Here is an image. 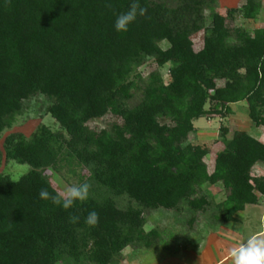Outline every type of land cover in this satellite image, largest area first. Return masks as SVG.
<instances>
[{"label": "trees", "instance_id": "1", "mask_svg": "<svg viewBox=\"0 0 264 264\" xmlns=\"http://www.w3.org/2000/svg\"><path fill=\"white\" fill-rule=\"evenodd\" d=\"M131 2L0 0V139L39 96L62 130L14 133L0 149V167L4 159L31 167L18 181L0 174V264H118L127 248L151 249L161 238L146 231L147 210L189 214L190 228L211 211L208 225L219 228L264 199V177L252 175L264 166V143L245 132L226 140L224 129L211 169L208 150L193 145L195 121L226 119L240 103L264 128V29L235 23L236 15L256 21L262 0L226 16L218 0H139L146 14L117 32ZM150 61L171 65L169 84L158 71L138 74ZM65 168L77 186H91L68 210L39 197L59 192L50 170ZM208 185L222 187V204ZM91 211L95 227L85 223Z\"/></svg>", "mask_w": 264, "mask_h": 264}, {"label": "rangeland", "instance_id": "2", "mask_svg": "<svg viewBox=\"0 0 264 264\" xmlns=\"http://www.w3.org/2000/svg\"><path fill=\"white\" fill-rule=\"evenodd\" d=\"M263 10L256 21L244 20L236 15V25L253 33L257 29H264V0ZM218 12L226 16L227 11L232 8L241 7L245 0H218ZM203 32L192 37L195 51L203 48ZM166 48L165 45H163ZM171 65L158 69L154 61L146 63L139 69L138 74L147 80L153 72H159L165 84L171 82ZM49 103L41 96L33 98L28 103L26 112L17 117L12 128L6 130L0 139V149L4 152V142L8 136L14 133H21L26 138H32L42 126L48 127L52 132H62L60 125L47 114ZM232 114L226 118L200 119L194 122L197 129V136L193 141L194 146H200L208 150L206 163L210 169L219 152L224 149V142L221 140V132L224 129L229 131L226 140H231L234 132H245L255 139L264 143V128L255 127L250 120L249 110L246 103L231 106ZM31 167L19 165L15 162L7 163L4 159L0 167V174L9 176L13 181H18L22 176L28 174ZM69 168L61 172L50 170V176L54 187L64 191L70 186H77L78 179L72 174ZM253 177H264V166L257 165L252 171ZM205 190L212 202L216 205L222 204L225 193L221 186H206ZM122 206L130 204L126 197L120 201ZM260 209L247 206L249 212L235 217V224L222 225L219 228L210 227L208 224L211 218V211L200 214L192 228L188 226L191 216L184 214L179 217L173 213H159L145 211L147 220L146 231L157 230L161 238L151 249H136L129 247L123 251L118 258V264H216L228 256L231 248L245 242L253 234L264 231V199ZM246 210V209H245ZM240 214V213H239ZM207 229V230H206ZM206 248L202 254V250ZM200 254L203 256L199 257ZM229 259L221 264H232Z\"/></svg>", "mask_w": 264, "mask_h": 264}, {"label": "clouds", "instance_id": "3", "mask_svg": "<svg viewBox=\"0 0 264 264\" xmlns=\"http://www.w3.org/2000/svg\"><path fill=\"white\" fill-rule=\"evenodd\" d=\"M146 11L147 9L140 5L139 0H132L128 10L117 17L114 25L115 30L117 32H127L129 25L135 21L137 16L145 15ZM90 187L87 183L70 186L55 195L49 193L47 189H42L39 197L42 200H51L54 205L68 210L77 201L83 202L88 199ZM69 219L72 223H76L79 217L70 215ZM98 221L99 215L96 211L89 212L85 217V223L90 227H95ZM228 258L231 259L232 264H264V232L253 234L245 242L231 248L228 252Z\"/></svg>", "mask_w": 264, "mask_h": 264}, {"label": "crops", "instance_id": "4", "mask_svg": "<svg viewBox=\"0 0 264 264\" xmlns=\"http://www.w3.org/2000/svg\"><path fill=\"white\" fill-rule=\"evenodd\" d=\"M238 8H239V7H238ZM249 208H250V207H247L246 210H245L244 212L238 214V216H239V215L243 216V215H245L246 213H248V212H249ZM253 208L257 209L256 211H258V209H260V206H253ZM231 224H235V223H231ZM263 232H264V231H263ZM205 249H206V248L204 247V249L202 250V254H203V252H204ZM202 254H200L199 257L203 256ZM227 259H229L228 256H227L224 260H222V261H220V262H218V263H216V264H221L223 261H225V260H227ZM230 261H231V259H229L228 262H230Z\"/></svg>", "mask_w": 264, "mask_h": 264}]
</instances>
